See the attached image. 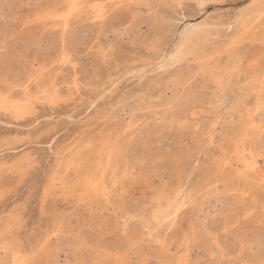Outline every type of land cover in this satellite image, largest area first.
Segmentation results:
<instances>
[{
  "label": "rangeland",
  "instance_id": "rangeland-1",
  "mask_svg": "<svg viewBox=\"0 0 264 264\" xmlns=\"http://www.w3.org/2000/svg\"><path fill=\"white\" fill-rule=\"evenodd\" d=\"M67 2L0 0V264H264V0Z\"/></svg>",
  "mask_w": 264,
  "mask_h": 264
},
{
  "label": "bare ground",
  "instance_id": "bare-ground-1",
  "mask_svg": "<svg viewBox=\"0 0 264 264\" xmlns=\"http://www.w3.org/2000/svg\"><path fill=\"white\" fill-rule=\"evenodd\" d=\"M211 1L212 2H222L223 0H198V5H199V7H202ZM256 2H258V1H256ZM256 2H255V4H256ZM80 4H81V0H68L67 5L65 6V10H63L65 12L64 13H62V12L58 13L57 12L59 14L58 19L61 20V22L65 28L69 24L71 16L78 10ZM254 5L251 6L249 9H247L246 11H244V13L240 14L238 23L240 24L239 27H241V29L238 30L236 32V34L230 39L227 46H232V45H234L240 41L245 40L246 37L249 35V32L252 28V25H254L262 17H264V2H261L260 4L255 5V6ZM96 16L98 18H103L105 16L103 6H98V8H96ZM195 26H191L190 27V28H192L191 30H188V28H189L188 27L185 30L184 36L182 35L184 37V39H183V42L181 43V46H179V48L181 49L182 53H184V54H190V53L194 52L197 45H199L200 43H204L206 41V39H208V37L213 35V31H211V30L208 31L206 29H202L201 25L196 26V27ZM263 30H264V26H263ZM64 32H65V30H64ZM177 49H178V47L176 48V50ZM200 54H201V52H199L197 54V56H199ZM210 56L211 55H202V58L203 57H210ZM205 66H206V63H203L202 67H205ZM132 72H134V71H132ZM205 73L211 75L212 77H215L216 78V80H214L216 82L215 84L217 85L218 89L223 91L224 88L235 77L236 69L222 68V69L218 70V69H215L212 67H207L205 69ZM262 80H264V79H262ZM166 88L168 89V87H166ZM2 108H11L16 112H19L21 110V106L19 104H17L16 102L10 101L8 97L0 96V109H2ZM249 119L252 120V117H249ZM248 166L251 169H253L254 171L258 170V168H255L253 165H248ZM260 176H262V175H260ZM98 187H99V185L97 184L96 188H98ZM100 187L104 191L106 190V188H104L103 185H101ZM175 212H176V209H175L173 203L170 202L165 209L156 210L155 217H156V220L166 221L173 214L175 215ZM14 264H25V263L22 261V258L15 257L14 258Z\"/></svg>",
  "mask_w": 264,
  "mask_h": 264
}]
</instances>
